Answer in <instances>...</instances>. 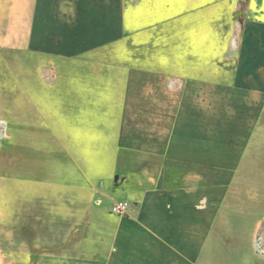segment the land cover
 Wrapping results in <instances>:
<instances>
[{
    "label": "crops",
    "instance_id": "crops-1",
    "mask_svg": "<svg viewBox=\"0 0 264 264\" xmlns=\"http://www.w3.org/2000/svg\"><path fill=\"white\" fill-rule=\"evenodd\" d=\"M145 3L0 0V50L44 60L42 70L55 67L53 75L40 74L34 90L39 104L26 108L24 120L6 122L8 141L52 144L27 152L29 167L0 181L7 208L23 214L15 227L24 250L13 258L23 256L31 264L80 258L94 264H264L257 240L264 218H250V233H224L223 207L216 203L210 224L216 230L209 232L205 175L201 169L172 170L176 158L159 141L160 130L175 128L177 115H192L193 98L234 94L242 77L262 86L251 95L264 93V61L241 76L240 60L233 58V83L225 86L223 73L207 77V55L198 61L186 41L163 47L138 43L134 56H126L132 37L128 12ZM259 25L264 38V23ZM244 32L248 39L255 33L246 23ZM244 49L248 55V44ZM12 130L26 132L21 138ZM145 139L157 141L147 155L137 149ZM102 161L104 172L93 170ZM116 200L132 208L116 215ZM3 242L0 264H8Z\"/></svg>",
    "mask_w": 264,
    "mask_h": 264
},
{
    "label": "rangeland",
    "instance_id": "rangeland-1",
    "mask_svg": "<svg viewBox=\"0 0 264 264\" xmlns=\"http://www.w3.org/2000/svg\"><path fill=\"white\" fill-rule=\"evenodd\" d=\"M127 21L132 37L127 40L130 48H124L126 56H134L138 43L163 47L186 41L198 61L200 55L202 59L204 53L207 55V77L223 73L225 86L232 82L233 58L240 60L241 76L255 63L264 61L263 27L258 26L264 23V0H146L143 9L128 12ZM245 23L246 28L252 26L255 31L250 39L244 34ZM246 43L250 47L248 55L244 49ZM245 58H250L253 64L248 66L243 61ZM43 62L25 60L22 51L0 50V181L14 178L29 167L27 152H39L52 145L43 141H8L10 134L6 129L7 118L22 121L27 117L26 108L39 104L34 90L40 88L41 72L55 74L53 65L42 70ZM242 79L234 94L225 90L221 97L193 98L192 115H177L175 128L159 132L160 148H168L166 153L176 158L172 170L201 169L205 175L209 232L216 230L215 226L210 227L211 207L216 203L223 207L220 218L224 219V233L232 230L250 233V218H264V93L251 95V89L259 90L262 86ZM65 105L71 102L65 100ZM195 106L206 109L207 113L197 112ZM5 109L10 114H5ZM184 120L188 123H183ZM17 131L11 133L21 138L26 132ZM161 141H168L170 145L162 146ZM139 143L137 149L145 155L157 149V141L145 139ZM184 155L185 161L178 160ZM95 166L93 170L104 172L103 161ZM146 167L151 168V162ZM0 188V206L5 205V208L0 207V238L4 241L1 244L6 253L5 261L31 264L23 256L12 257L15 251L22 254L24 250V243L19 242L21 233L15 227L23 222V214L21 210L7 208L9 196L6 190L2 192L6 187L0 184ZM118 202L127 201L116 200L114 204ZM127 203L131 209L132 205ZM262 239L264 241V235ZM87 262L86 258H80L79 263L44 259L41 264H94L91 260Z\"/></svg>",
    "mask_w": 264,
    "mask_h": 264
},
{
    "label": "built area",
    "instance_id": "built-area-1",
    "mask_svg": "<svg viewBox=\"0 0 264 264\" xmlns=\"http://www.w3.org/2000/svg\"><path fill=\"white\" fill-rule=\"evenodd\" d=\"M129 211V204L127 202H118L113 204L111 212L116 215H125Z\"/></svg>",
    "mask_w": 264,
    "mask_h": 264
},
{
    "label": "trees",
    "instance_id": "trees-1",
    "mask_svg": "<svg viewBox=\"0 0 264 264\" xmlns=\"http://www.w3.org/2000/svg\"><path fill=\"white\" fill-rule=\"evenodd\" d=\"M263 235H264V222L260 228L259 234H258V244H259V249L264 250V241H263Z\"/></svg>",
    "mask_w": 264,
    "mask_h": 264
}]
</instances>
